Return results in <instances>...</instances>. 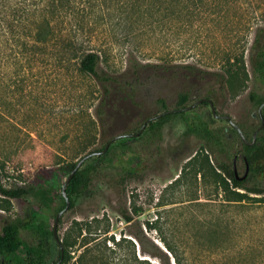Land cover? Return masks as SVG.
<instances>
[{"label":"rangeland","instance_id":"1","mask_svg":"<svg viewBox=\"0 0 264 264\" xmlns=\"http://www.w3.org/2000/svg\"><path fill=\"white\" fill-rule=\"evenodd\" d=\"M33 1L37 0H27ZM133 1L104 0L101 6L93 5L99 15H93L90 8H77L70 18L55 17L53 42L25 49L21 23L14 24L9 8L19 0H0L2 181L6 187L27 190L21 198L0 194V226L6 220L36 214L52 227L63 204L61 187L68 163L119 135L109 147L111 174L94 179L86 191L73 197V205L59 217V239L75 220L103 217L108 231L102 236L108 238L107 245L115 255L131 262L133 236L129 232L133 226L123 220L119 209L124 206L131 210L134 200L142 207L136 217L141 222L160 215V221L166 220L163 229L167 233L178 232L183 227L172 224L180 219L177 207L181 201L194 199L207 203L200 217L222 215L229 221L228 226L223 219L213 227L209 243L213 253L204 257L207 264H264V201L241 208L225 203L213 169L215 159L225 157L216 149L212 152L204 140L184 134L196 118L206 120L226 141V159H234L233 166L242 176V140L226 118L214 117L209 104L200 102L185 110L183 116H173L164 125L160 140H152L148 134L134 136L147 116L162 110L160 99L171 109L178 94L186 92L188 105L210 95L216 112L229 115L244 136L251 138L260 120L255 116L259 105L251 100L250 93L264 97V80L252 71L249 48L256 26L264 25V0H217L218 6L204 4L193 18L182 15L173 21L166 17L164 1L158 5L153 2L161 10L149 6L140 12L133 8ZM83 11L90 14L83 15ZM206 13H219L220 18H205ZM90 50L100 55L99 68L118 79H130L140 68V80L133 84L131 94L123 90L103 100L101 85L79 70L82 53ZM235 55L243 62L241 76L245 82H235L229 89L219 74L224 72L226 59L233 62ZM184 63L195 65L197 73L179 66ZM145 64L149 65L141 68ZM128 143L132 152L120 153ZM131 158L138 165L128 172L126 165ZM42 167L47 168L46 175L41 174ZM195 228L200 240L207 243L208 230ZM143 229L162 245L156 230ZM22 235L27 242L34 240L26 231ZM111 237L120 239L119 243H113ZM50 241L52 252L46 264L58 255L54 235ZM26 250L23 247L19 253L23 255ZM81 250H70L71 261Z\"/></svg>","mask_w":264,"mask_h":264},{"label":"trees","instance_id":"2","mask_svg":"<svg viewBox=\"0 0 264 264\" xmlns=\"http://www.w3.org/2000/svg\"><path fill=\"white\" fill-rule=\"evenodd\" d=\"M37 1L40 2L39 5ZM37 1L28 3L27 0H19V2L9 6V8H11L10 11L14 24L16 25V23H18L19 25L21 23L20 27L24 35L22 44L25 49L30 48L31 45L46 47V45L53 42V38L55 37L53 20L55 17L62 16L70 18L72 14H76L75 10L77 8H80L79 10L90 8L93 15H95L96 13L98 14L99 10L98 12L95 11L93 5L98 4L101 6L104 2V0H95L98 3L93 0ZM79 2H82L81 5ZM153 2L157 5L158 3H165L163 9L167 12L166 17L170 21L177 20L182 15H184L185 18H193L194 12L200 10L204 4H212L211 6H214V4L217 6L219 5L217 0H141V2L135 0L133 1V8L135 11L139 12L142 11V8H148L149 6L161 10L160 6L157 7ZM220 3H224V1ZM86 13L90 14V12H82L83 15H86ZM204 15L206 16L205 18H210L212 20L220 18L219 13L216 14V16L210 15V13ZM3 17L4 16H2L1 21ZM249 62L255 76L264 80V25L256 26L255 28L254 37L249 48ZM99 64L100 55L98 52L92 50L86 51L82 53L80 57L79 70L93 76L97 80L103 88V100L112 98L113 95L121 93L123 90L128 92V95L131 94L133 84L140 80V68L135 70L134 77L132 75L130 79L122 80L100 69ZM148 65L149 64H145L141 68ZM179 66L190 73H197V67L191 63H184ZM223 68L224 72L218 74L220 80L224 81V85L227 88L233 89L235 82H242L241 84L245 82L243 80L245 78L241 76L243 62L237 55H235L233 62H230L229 58H227L226 65H224ZM244 74L246 76L245 72ZM207 96L205 98L210 99L211 96ZM250 98L256 101L258 105H261L264 101V97H258L254 92L250 93ZM160 101L162 110L156 114L147 116L143 120V122L146 120L148 121L137 136L148 134L152 140H160L162 138V129L164 125L173 116H183L186 113L183 108L188 106L189 95L186 92H180L174 108L171 109L166 107L163 99H160ZM202 102L205 104L208 103L206 100ZM212 103L214 104L213 101ZM152 116H154V118L150 119ZM262 116L264 120V112H262ZM232 130L236 135H239L235 128L232 127ZM184 134H191L204 140L205 145L210 148L212 152H215L216 149L218 153L225 157L223 160L215 159V165L213 166L215 179L223 191L225 203L241 208L251 204L259 205L264 201V186L262 185V182L264 183V126L257 133L256 140L253 144H246L243 141L241 143L242 159L245 168L246 165L248 166L246 175L243 174L242 176L234 172V159H232L231 162L226 159L229 156L228 150L226 149L228 147L224 145L226 141L222 139L219 132L214 133V130H212L210 124L206 120L196 118L188 124ZM132 136L133 135L130 137L131 140H133ZM111 138L106 140L102 146L90 151H102ZM109 147L110 145L104 152L85 159L88 160V163L85 165L82 163V165L73 172L66 185V195L69 199L67 208L73 205V197L86 191L94 179H103L111 174L113 164ZM130 148L131 145L128 143L126 148L121 149L120 153L125 154L127 150L132 152ZM75 163L76 161L68 163L66 170L67 175L71 169H73ZM134 163L131 158L128 165H126L129 168V170H127L128 172H132L133 168L138 165ZM4 164L5 161L0 159V194L7 197L21 198L27 192L25 188H11L3 184L2 172L5 167ZM46 169V167H42L40 171L41 174L46 175ZM65 204L66 201L64 199L59 211L65 207ZM204 206H207V203L194 199L181 201L177 207L181 211L179 213L180 219L174 222L172 221V224L174 226L177 224L183 228L179 229L178 232L172 230L169 232L170 234L163 229V223H165L166 220L160 221V215L157 216L156 219L146 220L144 222L137 219L136 217L140 215L142 207L136 205L134 200L131 210H129L128 207H121L119 209L121 217L127 224L133 226V230L129 232L130 235L133 236V258L131 262H127L123 257L115 255L111 246L107 245L108 238L106 235L102 236V234L108 231L107 225H105L106 222H103V217L75 220L71 228L64 233L63 237L56 240L55 245L58 255L51 264H207L204 257L212 255L213 253L212 247L209 245L212 241L211 231L216 224H219L220 220L224 219V217H222V215H215L214 218L200 217L199 214L205 208ZM173 209L176 208L174 207ZM225 220L226 219H224V221ZM225 222L228 226L229 221L226 220ZM101 224L105 225L104 229H100L99 226ZM143 226L147 231L156 230L162 245L151 240L145 233ZM196 226L208 230L207 243L200 240L201 237L198 234L197 228H195ZM193 228L196 230H193ZM25 231L33 236L34 240L32 242L24 240L22 233ZM52 236V227L47 225V222L39 218L36 214L4 221L0 226V264H46L52 252L50 241ZM111 240L113 243L118 244L120 239L115 241V238L111 237ZM136 245L138 253H136ZM23 247H27V250L21 255L19 250ZM74 247L82 248V250L76 258L71 261L70 250ZM225 249L227 248L225 247ZM142 255H147L156 259V261L152 262L149 257L143 258Z\"/></svg>","mask_w":264,"mask_h":264},{"label":"water","instance_id":"3","mask_svg":"<svg viewBox=\"0 0 264 264\" xmlns=\"http://www.w3.org/2000/svg\"><path fill=\"white\" fill-rule=\"evenodd\" d=\"M203 100H206V101L208 102V104H209V106H210V109H211V112H212V115H213L214 117H222V118H226V119H227V120L233 125V127L236 129V131L238 132L240 138L242 139V141H243L244 143H246V144H250V145H251V144H253V143L255 142V140H256V136H257V133H258V132L263 128V126H264V120H263V116H262V107L264 106V101H263V103H262L261 105L258 106L257 114L255 115L256 117L259 118V120H260V124H259V126H258L256 129H254V131L252 132L251 139L249 140V139H247V138L244 136V134H243L242 130L240 129V127L232 121V119H231V117H230L229 115H226V114H224V115H220V114H218V113L216 112L215 106H214V104L212 103L211 99H209V98L202 97V98L198 99L195 103H193V104H191V105H188V106H185L183 109H184V110H187V109H189L190 107L194 106L195 104L202 102ZM153 118H154V116L150 117V119H153ZM147 121H148V120H146V121L143 122L141 129H140L138 132H136V133L134 134V136H137V135L142 131V129L144 128V126H145V124H146ZM118 137H119V135L112 137V138L107 142V144L105 145V147H104V149H103L102 151H89L88 153L84 154L82 157H80V158L76 161L75 166L73 167V169H71V171H70L69 174L67 175V177H66V179H65V181H64V183H63V185H62V187H61V194H62V196L64 197V199H65V201H66V204H65V207H64L63 209H61L60 211H58V213L55 215L54 223H53V226H52L53 235H54V237H55L56 240H59V238L57 237V224H58V221H59V217H60V215L62 214V212H63V211L68 207V205H69V199H68V197H67V195H66V185H67L69 179L71 178L73 172H74L76 169H78V168L82 165V163L84 162V160L87 159L88 157L93 156V155H97V154H99V153H101V152H104V151L108 148V146L110 145V143H111L113 140H115L116 138H118ZM247 171H248V166L246 165L244 175H246ZM234 172H235V174H237L235 167H234ZM143 258H148V257H147V256H144Z\"/></svg>","mask_w":264,"mask_h":264}]
</instances>
